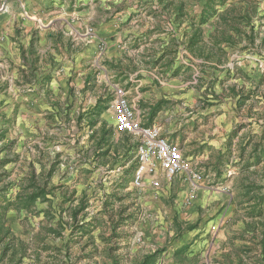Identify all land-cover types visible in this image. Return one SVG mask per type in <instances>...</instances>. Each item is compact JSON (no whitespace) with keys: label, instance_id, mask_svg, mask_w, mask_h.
Returning a JSON list of instances; mask_svg holds the SVG:
<instances>
[{"label":"rangeland","instance_id":"1","mask_svg":"<svg viewBox=\"0 0 264 264\" xmlns=\"http://www.w3.org/2000/svg\"><path fill=\"white\" fill-rule=\"evenodd\" d=\"M205 1L149 0L139 6L138 0L111 4L101 0L96 2L95 18L81 32L88 35L93 25L98 29L105 22L112 23L110 12L122 10L125 13L116 19L121 20L118 32L125 36L120 38L121 46L143 48L144 54L136 61L138 67L161 65L155 74L159 82L155 92L143 90L148 98L144 108L160 103L159 110L152 120L146 110L142 121L179 145L183 157L203 175L197 189L200 185L206 189L198 197L189 196L196 203L187 205L188 199L182 198L185 185L189 189L184 177L168 179L158 168L155 175L145 176L142 188H135L138 139L116 133L112 123L99 121L105 103L96 99L102 105L93 109L95 95L89 86L83 91L90 96L82 101L74 94L70 101L61 100V88L52 89L50 99L38 100L37 120L31 124L26 117L29 132L24 139L15 132L17 106L10 108V118L5 114V127L0 131V203L34 192L33 187L27 188L31 180L37 186L45 184L47 195L46 199L37 198L30 210L10 209L16 211L9 218L11 225L20 220L23 236L31 233L30 242L15 237L6 225L10 210L7 212L4 227L10 234L0 242V264H24L25 260H30L27 264H141L153 253L158 255L155 264H264L260 245L264 235V0L227 2L234 4L237 16L246 17L249 12L255 27L254 46L230 30L227 32L234 36L235 46H221L224 54L211 44L200 45L191 53L184 44L192 31L190 24H199ZM32 8L38 10V5ZM216 9L222 11L223 7ZM217 20L218 16H213L199 26L204 41L219 36L215 32ZM19 22L15 24L21 27ZM35 25L38 30L31 45L38 53L35 64L42 92V85L53 83L52 77L59 72L44 67L51 61L50 50L60 57L58 46H75V40L64 35L42 38L39 30L46 22ZM239 25L249 31L245 22ZM13 26L3 25L1 31L12 29L16 37L26 41L23 31ZM108 37L101 36L99 51L105 49ZM46 47H50L49 52L42 53ZM210 52L214 57L206 60L204 56ZM217 56L221 63H217ZM174 60L177 67L168 69ZM128 65L135 68L131 61ZM9 73L17 75L14 70L0 69L2 78ZM170 78H175L176 84L166 87L163 99L160 84ZM0 80V95H4L3 101L11 102V88L6 80ZM12 85L21 90L16 79ZM117 90L128 91L114 83L110 86L112 99ZM134 98L132 92L129 101ZM8 106L0 102V115ZM247 163L250 166L243 168ZM154 179L159 188L152 186ZM74 211L77 222L71 218ZM49 228L61 235H53ZM8 243L13 248L2 255Z\"/></svg>","mask_w":264,"mask_h":264},{"label":"crops","instance_id":"2","mask_svg":"<svg viewBox=\"0 0 264 264\" xmlns=\"http://www.w3.org/2000/svg\"><path fill=\"white\" fill-rule=\"evenodd\" d=\"M106 1L110 4L116 2V0ZM138 1L140 2L139 6H143L144 3L149 2V0ZM96 2L100 3L101 0H3L0 3V69L5 71L14 70L15 73L17 72V75L14 73L11 75L9 73L6 78L0 76V79L3 81L6 80V85L11 88L10 92L13 100H11V102L3 101L5 97L4 95H0V102L9 105L3 115H0V131L5 127V114L7 119L10 118V114L13 111V109L9 111L10 108L17 106L15 132L20 135L19 137L21 140L24 139L27 132H29L27 123L30 122L33 124V120H37L38 100L45 101L50 99V91L52 89L58 90V88H61L59 91L61 100L70 101L73 94L74 98L79 97V101L83 99L86 100L89 98L90 93L84 92L83 88L89 86L92 93L95 95L93 109L102 105V103H98L96 99L100 98L105 103V109L99 114V121L101 123H112L117 133L115 127L118 111L117 99L116 96L112 99V92L110 91V86L114 83H120L128 90L125 94L129 104L131 103L130 105L134 110L135 119L146 126V123H144L142 119L143 116L147 114L146 110H150L151 107L144 108V103H146L148 98L144 96L143 90L147 89V91L155 92L157 83H159L157 82L155 74L160 64L147 68L138 67L136 61H138L139 56L144 54L143 48H133L132 46L127 48L126 46H121L120 38L125 36H123L121 32H118L117 29L119 28V24L117 22L121 20L116 19L125 13L122 10L113 9V11L110 12V17L114 18V20L111 21L112 23L105 22V24L98 29H96L97 26L93 25L94 30H92L91 34H81L82 28H85L87 23H90V21H93L95 18ZM102 2V5L106 7L105 1ZM35 4L38 5V10H42V8L46 9L43 13H40L37 9L32 8V5ZM153 4L156 3L153 1ZM22 7H24L25 11ZM105 7H103V10H106ZM43 21L46 22V25L44 27L40 25L42 27L40 28L41 30H39L40 37L51 39L57 35H64L67 39L74 38L75 46L69 43L64 44L62 48L58 46L57 49L60 51V57L50 50L51 61H49V65L46 64L44 67L46 69H51L50 71L59 72H55L54 77H52L54 82L52 83L51 81L49 84H43L41 88L42 92H39V74L36 73L38 65L35 64V56L38 53L37 49L34 47L35 45H31V37L38 30L36 29L35 23L38 22L41 24L42 22L43 24ZM15 22H19L21 27L15 24ZM3 25L9 27L14 25L19 31H23L26 41H22L20 38L16 37L12 29H5L6 32L3 33L1 31ZM17 29L15 31L16 33L19 32ZM21 32L19 33V37L22 36L23 38L24 36ZM76 35H78L77 39L75 38ZM103 35H109V41L106 40L105 49L99 51L97 46ZM44 40L45 39H43V41ZM48 49H50V47H46L42 53L49 52ZM131 56H133V58H131ZM124 57L131 58L130 61L135 66L133 70H131L128 65L130 61L125 62ZM145 60L147 59L145 58ZM175 61L176 60L170 64L168 69L174 70L177 67ZM34 64L35 66H33ZM164 70H166V68ZM29 74L33 75V77L29 78ZM18 76L20 82L18 81ZM23 78L28 79V83L22 81ZM13 79L21 83L20 91L13 88ZM71 81H75V83H71ZM1 83L2 81L0 80V85H2ZM175 84V78L167 79L164 84H160L163 85V99H166V87L170 88ZM71 86L76 87L79 91L75 92L74 89L72 91ZM132 92H134L135 98L133 101H129ZM160 97L158 98L159 100H161ZM84 111L85 110L82 112ZM26 117L29 118L28 122L26 121ZM31 131H34L33 128H30V132ZM182 143L183 142L180 144ZM199 187L200 188L194 191V194H196L195 197H198L200 191L202 192L206 189V187L202 185ZM188 190L189 189L185 185L182 198L189 200H187V205L195 204L196 200L194 201L191 200V197L189 198L190 195ZM15 196L16 193L13 197ZM15 213V210H10L8 212L6 225L11 227L15 237L19 238L23 243L30 242L31 233L26 232V235L29 237L23 236V223H21L20 220L11 225L9 218H13ZM29 261L30 260H25L24 264H27Z\"/></svg>","mask_w":264,"mask_h":264},{"label":"trees","instance_id":"3","mask_svg":"<svg viewBox=\"0 0 264 264\" xmlns=\"http://www.w3.org/2000/svg\"><path fill=\"white\" fill-rule=\"evenodd\" d=\"M228 0H206L203 7L200 9V15H199V24L195 26V23H191V29L192 31L189 34V38L185 42V49L189 50L191 53H193L194 49L201 46H208L211 44L212 46H215L218 48L217 50L221 53L224 54V49L223 45L225 46H231L234 47V36L231 34H228L229 32L227 31H234L235 34L241 35L245 37V39L249 42L250 45L254 46L255 44V27L252 24V20L249 16V12L247 11L245 13L246 17H242L241 15L237 16L235 14L236 8L234 7V4H228ZM223 7L222 11H219L216 9V7ZM181 9V7H180ZM181 11V10H180ZM181 16V15H179ZM213 16H218V20L216 22L215 26V32L219 33L218 35H213L209 41H204L203 37L201 35V30H200V25L205 24L208 22V20L213 17ZM245 22V26L249 27V31L245 32L241 29L240 23ZM185 36V34H184ZM201 43V44H200ZM200 53V52H199ZM203 53H201V56ZM214 57V53L210 52L208 55L204 56L206 60H211ZM217 63H221V58L220 56L216 57ZM160 103H157L154 107L150 108L149 110V116L150 120H152L159 110ZM100 108V107H97ZM99 112V111H98ZM256 153V148L254 149ZM261 153L264 155V146L261 150ZM250 165L247 163L243 168H247ZM52 170H50L51 172ZM49 172V173H50ZM31 185L28 186L27 188L33 187L35 189L34 192L30 194H18L15 198L14 201H11L9 199H5L2 203H0V233L5 231L4 235L0 234V242L3 240L5 235L10 234L9 230L4 227V218L6 217L7 212L14 208L15 210H30V208L33 206L37 198H44L46 199V189H45V184L42 186H37L31 180ZM255 211V208L252 209V213ZM77 211L72 212L71 218L73 219L74 222H77ZM256 214V213H254ZM258 214H261V211L258 212ZM63 229V227H62ZM49 231L54 235L60 236L61 232L57 231L56 229H50ZM14 237L11 235V241L13 242ZM12 244V243H11ZM11 244H6L4 246L2 255H5V253L9 250L12 249L13 247ZM260 245H261V253H262V258H264V235L262 236L260 240ZM158 255L156 253L153 254H148L143 258V261L141 264H155L156 257Z\"/></svg>","mask_w":264,"mask_h":264},{"label":"built area","instance_id":"4","mask_svg":"<svg viewBox=\"0 0 264 264\" xmlns=\"http://www.w3.org/2000/svg\"><path fill=\"white\" fill-rule=\"evenodd\" d=\"M118 111L116 115V131L126 133L137 138L138 168L133 179V186L142 188L145 176L155 175L157 168L168 178L184 177L188 183L190 196L198 185L204 180L203 175L192 168L183 157L179 147L161 136L160 129L154 126L142 125L135 119V113L129 104L125 92L116 91ZM152 186L159 188V182L155 179Z\"/></svg>","mask_w":264,"mask_h":264}]
</instances>
